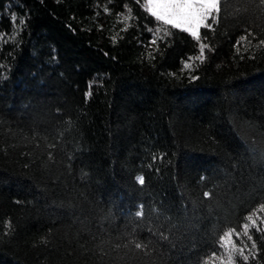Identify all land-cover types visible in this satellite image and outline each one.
<instances>
[{"label":"trees","instance_id":"obj_1","mask_svg":"<svg viewBox=\"0 0 264 264\" xmlns=\"http://www.w3.org/2000/svg\"><path fill=\"white\" fill-rule=\"evenodd\" d=\"M219 6L197 41L145 0H0V264H216L248 216L264 264V0Z\"/></svg>","mask_w":264,"mask_h":264},{"label":"snow or ice","instance_id":"obj_2","mask_svg":"<svg viewBox=\"0 0 264 264\" xmlns=\"http://www.w3.org/2000/svg\"><path fill=\"white\" fill-rule=\"evenodd\" d=\"M149 5L148 11L151 16L155 18L157 22H162L164 25L171 26L173 29L182 30L184 33H188L194 40L200 41V33L199 30L201 26L211 28V25L205 24V21L209 18L212 19L213 23H216V17L212 16L214 10H217V5L219 0H147ZM12 21L15 22L17 17L15 14L11 17ZM25 21L23 19L20 20V24L23 25ZM149 32L152 31L151 28L148 29ZM164 31L165 35H170L166 29H157V32ZM151 43L156 42V37L153 36ZM264 43V42H262ZM207 45H201L200 51L203 54L204 48ZM185 67H190V65L185 64ZM136 182L140 185L144 184V177L138 176L135 178ZM208 193H205L207 196ZM142 215V209L135 213V216L140 217ZM247 219L252 221V216H248ZM253 223H255L253 221ZM244 235L247 236L249 241H252L251 249H257V245L255 241H253V237L248 234V225H244ZM257 231H260L257 228ZM225 237H229V233L226 232ZM135 247L140 249L142 246L140 243H136ZM221 248L224 247L223 244L220 245ZM240 255L242 256L245 264L249 261V256L245 255L243 249H240ZM232 256L229 255L228 260L231 264Z\"/></svg>","mask_w":264,"mask_h":264},{"label":"rangeland","instance_id":"obj_3","mask_svg":"<svg viewBox=\"0 0 264 264\" xmlns=\"http://www.w3.org/2000/svg\"><path fill=\"white\" fill-rule=\"evenodd\" d=\"M148 7H149V5L147 3V0H145V8L147 10H148ZM219 8H220V6H219V3H218V5H217L218 11L214 10L213 13H212V16H215V17L217 16V14L219 12ZM210 20H212V19L211 18L207 19L205 21V24H207ZM202 27H203V25L201 26V28ZM201 28H200V30H201ZM200 30H199V33H200ZM253 221L256 222V219L252 216V221L248 220L247 222H245L243 224V227H242L240 232L239 231H235V230L226 231L230 235H229V237H225V235L222 236L221 244H223L224 247L221 248L220 252L217 255H215L211 259V261L213 263H216V264H230V262L228 260V257H229V255H231L232 258H233L232 261H231V264H234L235 257L237 255L241 256L240 255V249H243L244 254H246L248 248L244 245V242H245L244 241V239H245L244 225L247 224L248 225V229H249L250 225H254L255 224V223H253ZM248 229H247V231H248Z\"/></svg>","mask_w":264,"mask_h":264}]
</instances>
